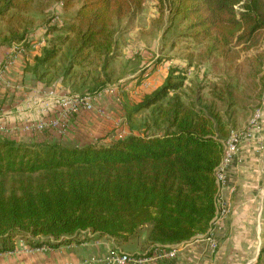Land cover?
Instances as JSON below:
<instances>
[{
  "label": "trees",
  "instance_id": "trees-1",
  "mask_svg": "<svg viewBox=\"0 0 264 264\" xmlns=\"http://www.w3.org/2000/svg\"><path fill=\"white\" fill-rule=\"evenodd\" d=\"M158 1L164 6L172 0ZM144 2L0 0V21L8 25L0 46L20 44L28 50V23L20 18L16 28H9L15 13L36 4L42 10L60 4L66 12L76 8L64 21L67 34L60 40L61 45L68 42L72 53L63 74L85 53L98 58L106 72L117 56L121 25L129 30ZM168 10L186 23L181 37L207 43L205 58H222L214 65H220L226 79L209 84L208 97L201 87L187 95L185 77L170 71L161 86L126 112L129 124L133 114L149 111L151 134L82 146L0 137V252L13 251L17 240L32 248L79 243L83 232L125 243L142 229H147L149 249L188 242L208 231L217 209L223 144L237 130L238 109L248 112L244 104L259 99L251 94L263 84L257 78L262 54L237 62L234 47L248 50L262 40L264 0H174ZM58 54L53 44L33 57L31 71L39 80L49 72L37 74L38 69L53 68ZM109 81L103 73L85 94L110 88Z\"/></svg>",
  "mask_w": 264,
  "mask_h": 264
},
{
  "label": "crops",
  "instance_id": "crops-1",
  "mask_svg": "<svg viewBox=\"0 0 264 264\" xmlns=\"http://www.w3.org/2000/svg\"><path fill=\"white\" fill-rule=\"evenodd\" d=\"M10 47L0 46V64L11 55ZM36 55H39L36 49L17 51L11 56L12 65L0 80V116L8 127H21L29 120H37L41 116L54 118L52 113H46L52 101L40 96L43 92L51 91L54 86L47 84L45 79L39 80L29 69ZM112 102L111 97L103 98L94 111L72 114L61 137H57L52 129L32 136L15 130L6 136L10 140L24 143L56 141L74 146L97 140L108 143L122 137L120 131L114 128V123L125 122L124 118L116 119L118 112ZM99 110L111 112V115L105 113L102 116ZM263 167L264 125L259 122L258 129L239 145L236 154L223 167L225 181L219 189L218 204L226 207L228 213L217 224L214 232L217 244L215 250L204 239L196 238L185 242L174 258L143 261L139 264H264V253H261L264 246ZM87 234V237L79 236L82 240L79 243L71 242L56 248L45 246L29 252H23L22 248L26 244L17 240L13 251L0 252V264H81L86 259L105 258L113 248L138 256L148 250L146 244L145 247L131 250L119 248L114 245V239L98 237L90 232Z\"/></svg>",
  "mask_w": 264,
  "mask_h": 264
},
{
  "label": "rangeland",
  "instance_id": "rangeland-1",
  "mask_svg": "<svg viewBox=\"0 0 264 264\" xmlns=\"http://www.w3.org/2000/svg\"><path fill=\"white\" fill-rule=\"evenodd\" d=\"M173 1L166 2L162 6L158 0H145L143 9L137 16L133 26L129 30H125L123 29L124 23L121 25L122 34L116 36L118 41L117 56L110 62L106 72H102V62L98 58L93 55L87 56L85 53L75 60V65L72 63L67 75L63 74L69 63H71L70 55L72 53L69 51L68 42L61 45L60 40L67 34L64 29L68 24L64 21H68L69 17L71 18L76 8L66 12L62 10L60 4H54L42 10L36 4L26 13H15V20L10 23L9 28H16L20 18L27 22V28L30 31V34L25 37L26 42L30 43L28 50L33 51L36 49L39 54H41V49L48 48L53 44L56 45L59 54L58 58L51 62L53 68L40 67L37 74L49 72L46 73L44 79L53 78L50 86H54L52 90H58L57 97L62 95L61 90L64 94L84 95L91 87L95 86L93 82L95 78L101 77L103 73H108L109 82L111 83L110 88H115L116 95L121 100L120 106H117L114 100L115 97L112 96L113 106L118 112L116 119L119 120L121 117L125 120L120 124L114 123V128L120 131L122 137L129 134H151L153 130L146 126L150 116L149 111L143 110L133 114L129 124L126 121V112L140 103L145 95L161 86L170 71L175 70L173 75L185 77L184 92L187 95L194 92L196 88L201 87V94L208 97L209 84L226 79L220 65H214L216 59L221 62L222 58L214 56L208 59L205 58L203 52L207 43H197L191 38L181 37V34L185 31L186 23L182 22L179 17H173L169 12L168 9ZM10 14H14V12ZM7 30L8 25L0 21V34L7 35ZM46 32H48L47 35ZM261 39L255 47L248 50H242V45L234 47L236 51H239L237 62H241L246 58H254L258 54H262L263 57L260 73L257 76V78H262L263 84L251 94L252 98L258 94L259 99L251 104L242 103L250 110L247 112L238 109L235 116L236 129L244 128L253 112L258 108L261 109L260 122L264 125V35ZM20 48L23 49L21 45ZM33 64L29 66L30 70H32ZM107 97L103 96L101 99ZM101 111L103 114L100 113V115L105 116L104 113L107 111ZM55 113H52L54 118L56 117ZM106 114L111 115V112ZM67 122H69V119ZM67 122L61 123L66 125ZM18 130L23 132L20 129ZM52 131L57 137L63 135L57 129H52ZM26 133L31 136L34 135L29 132ZM9 134V132L3 133L0 134V137L7 138L6 135ZM87 233L83 232L81 235L87 237ZM144 236L147 237V229H142L136 237L130 238L125 243L114 241V245L119 248L125 247L128 250L139 246L145 247L146 238L142 241Z\"/></svg>",
  "mask_w": 264,
  "mask_h": 264
},
{
  "label": "built area",
  "instance_id": "built-area-1",
  "mask_svg": "<svg viewBox=\"0 0 264 264\" xmlns=\"http://www.w3.org/2000/svg\"><path fill=\"white\" fill-rule=\"evenodd\" d=\"M22 48H20L19 44H12L10 47V54L5 61H3L2 64H0V80L2 78V75L6 72L8 67L12 65L13 58L11 57L13 54H15L17 51H21ZM58 90L54 89L49 92H43L41 93V97L46 98L47 100H51L52 103L47 107L46 113H55L56 111L59 112V116L56 118L46 119L45 117H40L37 120H30L22 127H8L3 120V118L0 116V134H5L7 132H12L14 130H22L23 132H29L30 134H37L42 133L45 130L49 129H57L59 132H62L65 128V125L61 122H67L69 117L72 114H79L80 112H91L96 109L97 103L101 100L103 96L108 97H115V101L117 103V106H120L121 100L116 95L115 88H108L100 93L90 96L87 94L84 95H76V94H68L63 93L61 90L62 95L57 97ZM55 97L54 99H52ZM264 105V103H263ZM98 113L103 114L101 110L98 111ZM105 114V113H104ZM260 116H261V109H256L250 120H248L246 126L241 129H237L234 131H231L230 136L228 139L224 142V153L222 161L216 171L217 181L220 186L225 181V176L223 173V167L226 166L232 157L236 154L239 145L246 140L247 138H250L253 131L257 130L259 127L260 122ZM263 150V147L261 148ZM228 213V209L226 207H220L217 201V209L214 216V219L212 220V224L208 231L203 234L199 235L196 238L204 239L208 244L209 247L212 250H215L217 244L214 238V232L216 230L217 224L225 217V215ZM185 243V242H184ZM163 244V245H154L150 247L143 255H128L126 253L121 252L120 250L113 248L110 253L102 259H95L90 258L86 259L81 264H139L143 261H155L157 259H171L176 256V253L178 249L184 244ZM45 246L38 247V248H32L28 245L24 246L22 248L23 252H29L34 249H43Z\"/></svg>",
  "mask_w": 264,
  "mask_h": 264
}]
</instances>
